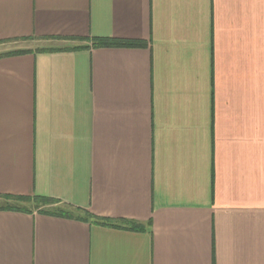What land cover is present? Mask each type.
<instances>
[{
  "label": "crops",
  "instance_id": "1",
  "mask_svg": "<svg viewBox=\"0 0 264 264\" xmlns=\"http://www.w3.org/2000/svg\"><path fill=\"white\" fill-rule=\"evenodd\" d=\"M0 195L122 226L0 210V264H264V0H0Z\"/></svg>",
  "mask_w": 264,
  "mask_h": 264
},
{
  "label": "trees",
  "instance_id": "2",
  "mask_svg": "<svg viewBox=\"0 0 264 264\" xmlns=\"http://www.w3.org/2000/svg\"><path fill=\"white\" fill-rule=\"evenodd\" d=\"M93 43V47L95 48H109L114 46H125L127 45L124 41H117L111 39H103V38H92L90 39ZM82 47H74L70 48L72 50L80 49ZM69 48L63 49H51L50 51H65ZM45 51V50H39ZM27 51H16L13 54L19 55L23 54ZM0 199L4 200L3 205L0 206V210H13L20 211L25 213H31L37 211L39 213L52 214L58 216H67L72 217L76 213L84 215V219L87 221H91L95 224H99L105 227H113V228H121V225H117L111 223L108 219H98L93 216L89 212H86L80 208H75L74 206L62 203V201L53 199L45 196H15V195H0ZM139 228V227H137Z\"/></svg>",
  "mask_w": 264,
  "mask_h": 264
},
{
  "label": "rangeland",
  "instance_id": "3",
  "mask_svg": "<svg viewBox=\"0 0 264 264\" xmlns=\"http://www.w3.org/2000/svg\"><path fill=\"white\" fill-rule=\"evenodd\" d=\"M32 42H23V41H19V42H15L16 45H30ZM4 203L2 201H0V206L3 205Z\"/></svg>",
  "mask_w": 264,
  "mask_h": 264
}]
</instances>
